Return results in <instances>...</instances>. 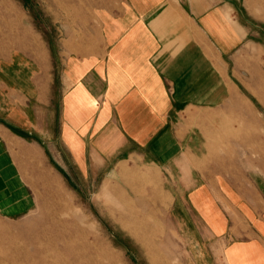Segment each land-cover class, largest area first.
<instances>
[{"label":"crops","instance_id":"obj_1","mask_svg":"<svg viewBox=\"0 0 264 264\" xmlns=\"http://www.w3.org/2000/svg\"><path fill=\"white\" fill-rule=\"evenodd\" d=\"M249 1L65 0L56 83L41 33L26 42L21 4L0 0V215L35 205L44 137L85 182L103 172L182 219L183 264H264V166L217 158L210 124L239 103L245 50H264Z\"/></svg>","mask_w":264,"mask_h":264},{"label":"rangeland","instance_id":"obj_2","mask_svg":"<svg viewBox=\"0 0 264 264\" xmlns=\"http://www.w3.org/2000/svg\"><path fill=\"white\" fill-rule=\"evenodd\" d=\"M11 1H18L24 10L26 42L37 39L38 32L49 45L59 82L57 20L65 18L66 8L55 6L65 0ZM254 1L244 13L263 28L255 34L263 43L264 0ZM4 18L0 8V50L9 43L2 37L9 36L12 27L2 24ZM245 51L249 64L235 65L244 69L238 74L243 81L241 94L234 95L239 103L211 115L212 141L219 159L251 160L264 166V50L251 44ZM55 93L60 96V89ZM44 140L39 141L47 161L40 162L38 176L26 173L34 181L26 187L35 205L17 215H0V264H183L187 249L179 230L182 219L168 212L161 215L115 180L101 182L103 172L90 174L91 183L85 182L81 171L69 169V164L61 167L57 162L61 158L50 150L49 139ZM122 169L129 170L128 164ZM143 175L152 177L149 172Z\"/></svg>","mask_w":264,"mask_h":264}]
</instances>
